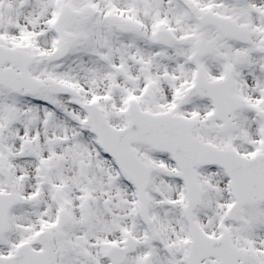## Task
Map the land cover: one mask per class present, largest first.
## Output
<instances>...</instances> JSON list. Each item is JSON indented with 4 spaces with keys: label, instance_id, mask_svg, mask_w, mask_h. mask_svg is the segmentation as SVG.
I'll return each instance as SVG.
<instances>
[{
    "label": "snow or ice",
    "instance_id": "1",
    "mask_svg": "<svg viewBox=\"0 0 264 264\" xmlns=\"http://www.w3.org/2000/svg\"><path fill=\"white\" fill-rule=\"evenodd\" d=\"M0 264H264V0H0Z\"/></svg>",
    "mask_w": 264,
    "mask_h": 264
}]
</instances>
